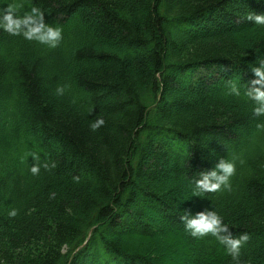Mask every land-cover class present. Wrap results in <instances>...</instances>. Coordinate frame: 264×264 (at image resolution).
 <instances>
[{
	"label": "trees",
	"instance_id": "16d2710c",
	"mask_svg": "<svg viewBox=\"0 0 264 264\" xmlns=\"http://www.w3.org/2000/svg\"><path fill=\"white\" fill-rule=\"evenodd\" d=\"M20 2L63 39L0 30V264H231L184 229L207 210L248 233L242 264H264V117L244 95L264 58L245 16L264 0ZM31 153L56 166L32 175ZM233 157L231 189L194 196Z\"/></svg>",
	"mask_w": 264,
	"mask_h": 264
},
{
	"label": "clouds",
	"instance_id": "9594fccd",
	"mask_svg": "<svg viewBox=\"0 0 264 264\" xmlns=\"http://www.w3.org/2000/svg\"><path fill=\"white\" fill-rule=\"evenodd\" d=\"M6 7H0V30L7 32L12 36H21L25 40L35 41L49 48H56L63 39V28L59 25H52L45 22L44 12L37 6H31L30 10H24L23 3L20 0H10L6 3ZM245 19L253 22L255 25H264V12L257 13L255 11L246 14ZM259 66H252L255 79L250 82L244 95H246L254 104L253 113L257 117H264V58L258 57ZM69 85H59L55 90V94L63 96ZM230 94L239 97L241 91L236 83H232ZM105 124L103 117H97L90 122L89 127L92 131H96ZM258 130H264V122L256 125ZM35 163L31 165L29 171L32 175H38L41 167L45 169L54 168L53 162H40V157L36 153H31ZM241 164L243 160L239 161ZM237 158L232 159L221 158L216 168L211 171L201 173L202 179L194 184V196L202 197L204 193L215 192L219 189H231L230 178L236 173ZM78 182L80 177H73ZM55 193L50 198H55ZM18 210L12 209L8 215L15 217ZM185 223V231L190 233L192 237L201 238L211 235L216 238L221 246H223L225 256L231 257V264H242L241 249L250 239L248 233H242L239 236H233L229 232V225L224 223L223 217L216 210L202 211L195 217L189 218L188 215L181 217ZM221 233H226L221 235Z\"/></svg>",
	"mask_w": 264,
	"mask_h": 264
}]
</instances>
